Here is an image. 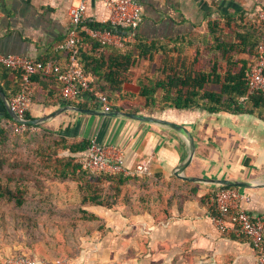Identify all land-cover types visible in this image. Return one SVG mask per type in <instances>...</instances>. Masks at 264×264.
<instances>
[{
  "label": "crops",
  "instance_id": "crops-1",
  "mask_svg": "<svg viewBox=\"0 0 264 264\" xmlns=\"http://www.w3.org/2000/svg\"><path fill=\"white\" fill-rule=\"evenodd\" d=\"M137 1L143 7V21L136 34L163 43L170 40L174 43L178 38H188L190 35L206 34L210 20L223 19L231 14L245 12L249 18L256 19L257 11L264 7V0ZM77 2L78 0H1L0 51L3 54L26 55L39 61L56 58L63 65L67 58L61 46L66 42L70 29L69 9ZM107 13L104 1H88L87 21L102 22V17ZM187 40L184 43L179 40V45L185 47V56H188L189 62H193L194 49ZM208 57L206 52L200 57L199 65L205 69L209 68ZM161 58L162 55L159 54L154 70L159 67ZM178 59L176 53L171 57L173 63ZM144 65L147 67V62ZM144 65L133 69V80L123 87L134 98L120 100L118 105L123 109H113L112 112H130L142 106V99L138 96V82L146 72ZM16 80V73L0 69V84ZM34 89V100L29 110L31 117L50 116L40 125L59 131L69 139H96L105 144L110 153L121 151L122 161L131 171L142 165L148 167L145 174L149 177L174 181L177 169L190 155L188 138L167 125L140 121L118 113L106 116L79 113L71 109L52 116L60 109L71 106L57 100L60 94L59 83L38 78ZM87 102L90 105L87 109L102 111L96 102ZM263 111L264 107L256 108L253 113H213L204 106H198L186 109L141 108L138 112H130L179 123L194 137L195 153L182 174L203 181H191L198 186V195L182 205L175 203L171 215L179 232H186L189 239L199 240L202 242L200 244H208L210 248L215 246L219 251H224L222 247L228 245L237 252L239 249L253 250L249 240L240 241L232 238L230 233H221L213 224L207 207L200 203V197L220 186L214 180L244 181L250 186L229 187L238 188L248 196L249 200L243 206L250 213H264V117L259 115ZM6 112L5 103L0 97V118ZM254 259L256 260L255 254Z\"/></svg>",
  "mask_w": 264,
  "mask_h": 264
},
{
  "label": "trees",
  "instance_id": "trees-1",
  "mask_svg": "<svg viewBox=\"0 0 264 264\" xmlns=\"http://www.w3.org/2000/svg\"><path fill=\"white\" fill-rule=\"evenodd\" d=\"M85 25L93 29H114L109 23L98 21H86ZM178 39L182 40V43L189 39L187 41L192 44L194 49L193 62H189L188 56H185V47L179 45V40L174 43H172L173 40L163 43L135 34L134 39H126L125 46L119 48L101 43L84 32H81L77 43L78 58L85 72L92 75L94 90L106 94L113 109H123L118 105L120 100L134 98V95L127 93L123 87L125 83L133 80L135 76L133 69L143 66L146 62L147 70L138 82L140 86L138 96L142 99V106L132 109L130 112H138L141 108L186 109L204 106L207 111L213 113L220 111L253 113L256 108L264 107V95L249 92L246 75L256 61L259 45L264 41V26L257 18H249L245 12L231 14L223 19L210 20L206 34L190 35L188 38ZM203 52L209 56L208 69L199 65ZM64 53L68 58V52L64 51ZM174 53L178 54L179 59L173 63L171 57ZM159 54L162 55L160 65L157 70H154V63ZM183 55L184 58H182ZM48 61L60 63L56 58L42 60L45 63ZM0 69L4 72L11 71L17 74L15 82L0 84L3 92L11 99L25 88L22 79L23 71L11 69L2 64H0ZM151 70H153L152 73ZM38 78L50 79L59 83L60 94L57 97L59 102L85 109L90 107L87 100L93 99V93H83L77 99L67 101L62 96V83L58 80L57 75L43 69H39L31 75L28 89L31 91L32 102L35 92L34 84ZM245 96H247V100L242 102L241 98ZM259 115L264 117V111L262 115L260 113ZM26 118L33 119L29 111ZM18 124L7 112L0 118L1 143L6 142L9 134L33 131V127L35 129L43 128L44 131L53 134L56 132L48 127L32 124H28L22 132H16L15 128ZM57 138L55 141L56 150H53L55 156L58 155L57 150L68 151L70 156L54 158L51 154H47L43 157L44 167L51 170L52 172H50L61 180L82 181L80 212L85 220L99 219V216L88 210L87 207H106L108 209L115 207L116 198L110 201L103 195L104 187L102 185L105 181L112 184L115 197L119 195L123 187L126 195L124 204L129 206L130 215L149 214V207L154 206L155 208H164V213L171 216L175 203L182 205L198 195L199 189L194 182L182 180L176 176L173 177V181L160 177H149L146 174L92 172L80 161L81 156L89 149L91 139L73 140L60 132L57 134ZM34 169L33 163L22 159L11 160L1 155L0 200L14 203L17 207L24 206L29 200V190L24 186V183L30 179V172ZM217 188L200 197V203L207 207L211 216L219 214L214 200ZM134 207H138V209L136 210ZM231 236L240 241L248 240L244 235L237 237L232 234ZM252 248L257 256L258 251L253 246ZM21 255L25 254L19 253L12 256ZM60 260H66V258L62 257L54 261L42 262V264H55Z\"/></svg>",
  "mask_w": 264,
  "mask_h": 264
},
{
  "label": "rangeland",
  "instance_id": "rangeland-1",
  "mask_svg": "<svg viewBox=\"0 0 264 264\" xmlns=\"http://www.w3.org/2000/svg\"><path fill=\"white\" fill-rule=\"evenodd\" d=\"M56 132L38 128L11 133L6 142H0V156L35 165L24 183L28 202L17 207L0 200V264L19 253L41 262L63 257L70 264H256L253 250L237 252L228 245L219 251L189 239L162 207L150 206V213L142 217L130 215L123 187L115 197L112 184L106 181L103 195L110 201L116 198L115 207H87L99 219H83L82 181L61 180L44 167L47 154L70 156L65 150H57L55 156Z\"/></svg>",
  "mask_w": 264,
  "mask_h": 264
},
{
  "label": "built area",
  "instance_id": "built-area-1",
  "mask_svg": "<svg viewBox=\"0 0 264 264\" xmlns=\"http://www.w3.org/2000/svg\"><path fill=\"white\" fill-rule=\"evenodd\" d=\"M88 1L78 0L77 4L72 5L69 9L70 29L66 42L61 46L68 52L65 65L52 61L45 63L21 54H3L0 51V64L23 71L22 79L25 88L9 99L11 110L21 120L27 119L26 114L32 105V95L28 89L31 75L39 69L57 75L58 80L62 83L61 93L65 100L72 101L83 93H93L92 101L99 104L102 111H113L108 96L92 87L93 77L85 72L79 61L77 43L81 32H84L101 43L123 48L126 39H134L143 21V7L137 0H102L108 10V13L102 17V22L109 23L114 29H93L85 25ZM256 18L264 26V7L257 11ZM246 75L249 92L264 95V41L259 45L256 61ZM241 100L246 101L247 96L242 97ZM18 123L15 128L16 132H22L28 125ZM80 161L92 172L114 174H145L148 172V167L142 165L131 171L124 165L121 151L116 150L110 153L106 145L99 143L96 139L91 140L89 149L81 156ZM214 200L219 214L211 216V220L216 228L221 233H230L237 237L246 236L258 251L256 264H264V213L258 215L250 213L243 206V203L249 200L248 196L235 187L219 186L215 192ZM4 264H42V262L31 256L21 255L9 257ZM55 264H70V262L60 260Z\"/></svg>",
  "mask_w": 264,
  "mask_h": 264
},
{
  "label": "water",
  "instance_id": "water-1",
  "mask_svg": "<svg viewBox=\"0 0 264 264\" xmlns=\"http://www.w3.org/2000/svg\"><path fill=\"white\" fill-rule=\"evenodd\" d=\"M0 97L2 98V100L5 103L6 106V110L7 112L10 114V116H12V118H14L17 122H21V123H25V124H32V125H40L42 124L46 119H48L50 116H46V117H42V118H34V119H25V120H21L16 113H14L10 106H9V99L6 96V94L3 92V90L0 87ZM73 110L79 113H88V114H99V115H106V116H115L118 114L124 115L126 117H130L132 119H136V120H140V121H145V122H155V123H161L163 125H167L170 128L182 133L183 135H185L190 143L191 146V152L190 155L188 157V159L185 161V163H183L181 166H179V168L177 169L175 175L180 177L181 179L184 180H188V181H203V179L200 178H192V177H187L185 175L182 174V172L184 171V169L190 164L194 153H195V149H196V143L194 140V137L192 135V133L183 125L179 124V123H175L169 120H165V119H160L154 116H150V115H144V114H138V113H130V112H104L101 110H95V109H85V108H81V107H77V106H66L62 109H60L59 111L55 112L52 114V116L56 115L57 113H61L62 111L65 110ZM218 185L220 186H236V187H249L250 184L244 181H231V180H226V179H219V180H214Z\"/></svg>",
  "mask_w": 264,
  "mask_h": 264
}]
</instances>
